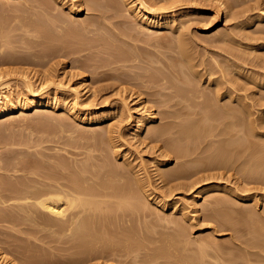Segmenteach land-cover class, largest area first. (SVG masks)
Here are the masks:
<instances>
[{
  "label": "bare ground",
  "instance_id": "bare-ground-1",
  "mask_svg": "<svg viewBox=\"0 0 264 264\" xmlns=\"http://www.w3.org/2000/svg\"><path fill=\"white\" fill-rule=\"evenodd\" d=\"M2 1H4L3 3L6 2L5 4L0 2V52L2 51L3 53L4 50L8 49H3L6 48L5 41L7 40H4V38L6 39L5 35H8L7 33L10 32V29L8 30L9 26L8 28L4 26L6 22L2 19V16L6 19L4 15L6 11L3 10L6 8H4V6H7L6 10L9 15L15 12V9L17 12H21L22 6H20V4L16 5L17 3L14 4V0ZM49 1L40 0L36 2L35 5L37 6H34L36 8L35 10L41 11L40 13L36 12L40 15L42 21L38 20L39 17L36 21L38 20L42 22V24L45 22L48 24L52 23L49 25L47 24L50 30L45 25L43 26V31L46 30L45 28L48 30L46 33L43 32V34H46L47 37L50 34L48 39L53 38L52 40L55 42L54 46H52V48H48L50 46L46 47L45 45L48 43L45 40L44 42L46 44L43 45L41 43L42 46L51 49V51L53 50L59 57L63 56L64 59L65 57L71 58V62L75 65V68L73 67V73H75L74 70L77 69V71L81 70V73L91 72L100 75V73L102 74L110 70L111 72L113 71V73H117L114 77L117 82L111 79L113 83L115 82V86L117 83L118 85L120 83L121 85H128L129 87H138L142 85L141 83H145L144 86L147 88L143 85L142 88L144 90L146 89V91L150 88L152 93L154 92L153 89H156L157 93L156 91L154 93H156L157 96L154 97L156 99H153L154 95L148 91L146 92V97L150 93V96H148L152 98H148V101H142V94L144 95L145 92L143 89V93L141 91L137 92L138 89L140 90L141 88H136V96L135 94L131 95V91H127L130 93L125 97V87L128 86L123 88L119 85L120 89L122 88V92L118 91L120 94L122 93L121 95L119 94L123 103L122 107L118 108L117 112H108L110 104L106 101L102 107L90 105V102H88L89 100L87 101L86 99V101L82 100V102H80L83 92H85L84 95L87 92L90 93L89 90H91V86L89 85L93 86L92 79V83L88 82L91 83L88 85L90 89L83 88L81 91L78 87L83 82L81 84L77 83L79 86H77V84H75L76 86H68V80L66 82L61 79L58 80L59 78L54 80L51 76L46 77V74L39 80L40 84H36L38 88H35L33 77H30V74L28 75L30 72L12 71L9 68L7 70L0 69V119L8 118L12 114L18 112L25 114L28 110H39L41 108H45L46 111L49 112L51 110H63L68 116V118H64L65 115L63 114L62 116L64 117L62 118V111L59 116L61 118L57 119L56 117L55 119V121L58 120L57 122L53 120L55 117L51 119L53 116L51 114L50 117L46 118L48 121L51 119L55 122L54 125L53 122L51 123L49 121L51 124H48V126H51L49 127L51 128L50 131L55 128L57 130L58 127L61 136L58 135L60 132L56 130H53L51 134L59 132L58 134L55 133L57 135L53 136L48 134L47 136V133H50L49 128L46 126L48 128L46 129L48 132H46L45 127L42 126V129L44 128L43 131L45 130L44 132H46V136L49 137L50 135L52 138L49 137L51 140L46 141L48 142L47 145L50 143L54 144L53 147L45 145V149L53 154L50 153L45 155L43 152L46 150L42 148L41 149L44 150L42 151L43 154L40 153L41 150L38 151L39 154H42V156L44 155L42 160H38L35 157L36 155L34 156V154H32V152L35 153L34 151L30 152L33 147L29 142H26L27 140L34 141L31 140L28 135L26 136L30 139L25 141L22 140L24 143H22L21 138L20 140L17 139L19 142L12 141L13 137L11 141L7 139V141H9L8 147L23 146L27 149L14 150L8 148L11 149L8 150L10 152L8 153V157L10 158L7 157L5 162H2L3 160L1 161L3 166L0 163V173L3 171V174L0 175V222H5L6 225H9L5 226L9 231L0 229V235H7L13 238L11 241H5L4 243L2 239L0 240V244L5 246L0 247V264H92L96 259L97 261L101 259L104 260V262H106L105 264H264V213L260 214L259 212H254L253 208L250 209L247 207L246 209H238L236 207L239 203L237 200L238 198L241 201H245L250 197L236 195V192L233 191L232 188L229 189V187L222 184H209L205 187L203 186L199 188L200 190H195V197L193 196L194 214L199 213L198 211H201V208L204 209L205 212H203L205 214L203 218L208 221V224L212 222L211 224H214L213 226L216 225L211 230L213 234L223 230H229L235 234L232 237L237 238L235 240L237 244L230 240V242L222 240V242L224 241L222 247L227 246V242V244H229L228 248H232L234 244V248L236 249L230 248V250L233 252L235 250V254L230 250L232 255L230 252H226L228 248H221L219 244L220 241L218 243L219 239L212 233V235L209 234L210 236L208 235L209 237L205 239L197 241L198 238L195 237L196 241L192 240V237L188 235L191 229L188 231L187 228L189 227H187V224L185 225L187 220L183 222V220H185L186 213H184V211L186 207L182 208V214H180L181 216L179 218L177 217L179 215L175 218L172 216L170 220L173 225L169 223L170 220H166L170 227L171 225L173 226V229L169 230V226L160 221V218L157 217L159 213L157 214L155 212L157 215L153 214L154 212H152V209L158 205L161 211H165L166 208L172 206V210L176 212L178 203L174 202L170 205L167 203L165 195L163 198L159 199L153 197L152 193H149L150 189L148 188L150 186L147 184L149 186L147 187L142 177H140V172L137 169L138 166L136 167L134 165L135 163L131 162L132 159L130 161L128 160L130 155L128 156L126 151L120 153L115 150L118 149L117 147L119 146L116 145V138H114L116 136L115 128L117 127V121H115L116 123L113 121V123H111L113 114L115 115L117 113L121 117L123 113H126L129 115L132 124H130V131H134V133L132 132V139L138 138L136 142L140 144H145L147 143L146 141L149 140L150 143L148 142L146 147L151 143L161 144L159 148H157L158 150H164L161 154L162 158L158 157L159 159L157 160L152 159L155 160V168L157 169L158 167L156 172L161 174L159 178L162 176L161 179L165 178L166 180L163 179L165 181L175 182V180L181 181L183 178H185V180L187 178L192 179L196 174L199 176L200 173L204 174L207 172V175H202L198 179L196 178L197 180L193 178L195 182H193L192 185L189 184V188H194L195 186L198 187L201 183L205 184V182H209L208 180H213L214 172L211 174V171H226L229 168L234 169V167L240 164L241 167L239 166V170L245 173L243 168L249 164L250 171L254 172H252L253 177L255 176L254 181L258 179V183H264V111L261 112V116L259 115L260 119H256L255 117L252 119V111L249 110L250 104L248 105L245 102L246 97L240 94L246 87L242 88L241 83L240 88H238V85L236 86L238 89L234 87L236 85L235 82L238 80L241 82V80H243L242 77L251 78L253 76V74L249 73V70L245 68L247 63L250 62L253 66L261 68L262 66L260 67L259 65L263 63L262 58L250 59V57L247 56L249 59H246L245 57H241L244 56L246 52L244 55L235 56L237 55L236 53L235 55H231L229 52L234 51H232V49L230 50V48H232L231 45H234L231 43V45H229L230 51H228V54L231 55H229V58L232 62L231 60L227 62L228 65L226 64L227 67L225 68H227V72L229 71L228 75L230 74L232 76L231 82L235 84H231L234 89H231L232 87L228 88L227 85L224 87V84V89L222 90L220 88L222 84L219 85V81L221 80H218L216 77V79L212 78L215 75L218 76V74H215L216 72L212 73L213 70L211 71L209 69L199 70L200 67L204 65L202 62L197 61L196 57L199 56L197 53H195V55L193 52L194 46H192L191 43L193 40H190V42L187 39L190 34H187L188 37L185 35L186 32H189L188 29L191 28L190 23L194 21V12L205 10V8H202L204 5L201 6L203 0L200 4L193 0V2L190 1L182 6H179V4L177 5L175 0H112L113 4L116 2V5H108L110 2L107 4L104 0H78L77 7H75V3L68 5L65 0H55L56 3L62 7V12L60 8L58 9L56 7V9L60 10H57V12L60 13H54L55 7L53 6L54 9H52V6L48 4L50 3L52 5L51 2L53 0ZM217 1L219 2V8L224 5L227 10L228 8L234 10L233 7H238L239 3L242 4L241 7L245 6V3H242L244 0ZM122 2L125 4V7H123L124 4H122ZM245 2L249 1L245 0ZM257 3L255 2V4ZM120 4H122V8ZM30 6L33 7V5ZM10 7L12 8L11 13H9ZM29 7L27 6V8ZM177 8H180V10L177 11ZM219 8L217 9L219 10ZM254 9L255 11L258 9L257 12L262 13L252 14L250 17L245 15L248 12L252 13ZM28 11L29 10H26V12ZM32 12L33 11L30 13L29 11L28 14L30 13L33 16ZM22 13L25 14V10L20 14ZM235 13H237L235 17L233 16L235 19L245 17L244 21L240 23L238 36L242 35L244 32H248V34L244 33L245 36L243 35V38L240 36L246 42L244 46L251 47L250 52L247 51V54L249 52L250 54L248 55L250 56L252 54L254 55V53L263 55L264 53L260 52L264 51L262 50V48H264V2L253 5L252 7L246 6L243 11L239 13L235 11ZM11 16L14 18L15 14ZM36 16L34 18H36ZM16 19H19L18 22L21 23L20 18ZM8 22L7 19V24H10V22ZM252 24H263L261 25L263 28L258 26V30L253 33L252 31H248ZM54 29L56 35L52 33L54 37H51L52 35L49 31L51 32ZM9 36L10 35H8V37ZM225 36L228 37L227 35ZM220 37H222L221 34L219 38ZM226 37L224 40L228 39H226ZM234 37L233 35L231 36V38ZM219 38L217 39L220 40ZM239 38L238 40L242 41ZM52 40L49 41V43L53 42ZM14 41L11 42L13 43ZM17 41L19 44L18 39ZM220 42L218 41L217 44ZM223 43L222 41V44ZM239 43L242 44L243 42H238V44ZM10 45L14 44L10 43ZM222 47L224 46L222 45ZM222 47L221 49L224 52ZM227 47H225V50H228ZM195 48L196 47H194V49ZM221 49H219V51ZM237 49L236 51L238 52ZM7 53L9 57L7 55L5 59H0V67L2 65L17 66V64L20 65L21 63L26 64L28 61V63H30L33 58L29 60L26 56L24 60L23 57H21L22 55L20 56L21 58L18 57L21 53L19 55L16 53L17 55L15 54V57L14 55L11 56V52L7 51ZM102 53L103 56L101 55L102 58H99L100 61L97 57ZM168 53H170V55L173 53V58L168 57ZM243 53L244 52H242V54ZM42 54L45 56V53L42 52ZM82 54H84V56H82ZM105 54L109 59L106 58L107 56ZM25 55L26 54H24V56ZM77 55L78 57L80 55L78 59H76ZM199 55L202 56V54ZM2 56L4 55L0 57ZM222 56L223 55H220V57ZM105 58L108 59V61ZM203 58L202 56V59ZM102 59L104 62L107 61V63L104 64ZM220 59L221 58H219V60ZM101 62L103 63L102 65ZM214 63L213 67L215 68ZM211 64L212 63H210V65ZM104 67H108L109 69L100 72V68L106 69ZM206 67L207 66H204V68ZM223 68L224 67L221 69L223 70ZM262 68H264V66ZM134 69L138 70L135 72ZM166 70H168L169 73L166 72ZM110 71L108 73L112 74ZM138 71L143 72V74H141V72L137 74ZM220 72L222 73L221 70ZM227 72H225L226 75ZM14 74H17L15 78L17 81H15L16 83L7 79L8 76ZM85 74L86 73H84L83 76ZM110 74H106L107 77L105 78H108L107 81L110 79L108 75L111 77L114 76ZM225 74L221 79L226 78ZM256 76L258 75L256 74ZM101 77L102 76H100V78ZM76 78L78 77L76 76ZM96 78L99 79V77ZM252 78H254V76ZM136 79H142L141 83H137ZM257 79L254 80V83H256L260 89H264V75L262 79L260 78L262 81ZM20 80L22 81L21 87L18 84ZM95 81H97V84H100L97 79H95ZM227 81V84H230V81ZM86 82L87 79L84 80V83ZM102 82L104 81L101 80V83ZM146 84L149 86H146ZM202 84H206L208 89L206 87L205 89L201 88V86H203ZM243 85L246 84L243 83ZM50 87L54 89L53 92L47 91ZM98 88L99 87L94 88L95 92L92 88L93 92L96 93V89ZM250 89H253V86ZM69 90L74 94L72 99H70ZM98 91L100 90L98 89ZM166 91H168V93ZM255 92L257 93L256 89ZM255 92H253L254 95H256ZM70 95L72 94L70 93ZM134 101H136V105L133 104V107L131 103ZM148 102L157 104L158 107L161 105L159 108L163 106L164 108L166 106H169L170 109L175 108L176 111L172 110L173 112H171L167 107L168 111L166 110L165 112L164 110L163 112H165V114L163 113V116L162 113L159 115L161 116L160 119L163 117L162 120L168 119L171 121L167 123L165 120L166 123L163 122L164 124L161 123L162 125H159L160 123L157 124L156 121L159 117L156 112L152 111L154 109L150 111V108H146V105H149ZM142 111L143 113H140ZM41 115L39 118H43V115ZM128 115L124 117H128ZM69 116L76 121V124L73 122L72 124L71 120L70 122L66 120L71 119ZM117 118L115 119L117 120ZM125 119L127 118H124V120ZM33 123H35V121ZM104 123L107 124V126L105 125V131L102 130L105 134H103L101 130V133L98 131L99 133L96 134L95 127ZM53 126L56 127L52 128ZM87 128L89 131H87ZM44 132L43 134H45ZM143 135H145V137ZM250 135L252 139H250ZM42 136L43 135H41V137ZM47 137H45V139H49ZM37 138L39 139V137ZM217 138L220 139L213 142V140ZM209 139H211L213 145L214 143L216 144L210 152V147L207 145L211 143L210 141L207 143ZM34 140L35 143L38 141L36 138ZM41 140L42 139L36 143L38 144L36 146L39 148L42 145V147H44L46 143H42L43 140L40 142ZM32 142L31 144H33ZM205 143L207 144L203 145ZM202 146H206V148L208 146V150L205 147L204 150H207L211 154L205 151V157L201 156L200 159V156H196L203 154L204 150ZM151 147L153 148V146ZM246 151L250 155L249 159H247L248 156H244L245 159L249 160L248 164H244L245 160L243 161L240 159V156L243 157ZM94 153L96 154L94 155ZM207 154L209 156H207ZM111 155L113 157H111ZM173 155L179 160H186L182 164L179 162L180 165H178L177 168L171 167L170 169L167 167L170 170L166 171L163 169L162 171V168L170 163ZM3 159L5 160V158ZM120 160L124 162L121 163L119 162ZM237 162L240 163L238 164ZM241 162H243L245 166H243ZM139 169H141V167H139ZM248 171L247 169L246 173ZM21 173L24 175H18ZM146 173L148 174L149 172L146 171ZM158 173L157 175H159ZM147 176L144 178L147 179L149 177ZM249 177L253 180L252 176ZM167 185L169 184H166V187ZM182 186L184 188V185ZM170 190V193L174 191ZM203 195L204 197L205 195H207V197L211 196L210 198L206 197L209 200L205 198L207 200L206 202L210 203V205L205 208L203 206L201 207L202 203L200 197ZM230 195L235 197V199H230L232 198ZM258 199L257 196L250 198V200L256 201H252L256 203V205ZM203 205L205 204L203 203ZM175 206L177 207L175 208ZM156 210L158 211V209ZM151 212L153 217L156 216V218L162 222L160 225L158 224V226L163 227L164 224V226H168L169 229L166 228V230L163 227L164 229L161 228V230H158L159 227L156 229V223L152 224L147 221V219L152 218L150 216ZM161 217L164 216L161 215ZM165 217H167V219L169 218L168 216ZM152 219L151 221L153 222L155 219ZM186 223H188V221ZM200 227L201 226H199V228ZM200 231H203V229H200ZM7 251H10L13 255L10 256ZM55 252H61L62 254L65 252L68 254L59 256ZM142 253L146 254H143L146 257L141 258V260L140 257L143 256L141 255Z\"/></svg>",
  "mask_w": 264,
  "mask_h": 264
},
{
  "label": "rangeland",
  "instance_id": "rangeland-1",
  "mask_svg": "<svg viewBox=\"0 0 264 264\" xmlns=\"http://www.w3.org/2000/svg\"><path fill=\"white\" fill-rule=\"evenodd\" d=\"M15 2H14V4H16V5H19L20 4V6H22V9H21V12H24V10H25V14L27 13L28 14V12L30 11V13H31V11H33L32 13H33V16L29 13L28 15L26 14H24V13H22V14H20L21 12L20 11H18L17 12V10L15 9V12H13V13H11L12 12V8H11V10H10V8H9V13H11L10 15L7 13L8 11L6 10L7 9V6L5 7L4 6V8H6V9H3V10H5L6 12H4V15H5V17H6V19L2 16V19L6 22V24H4V26H6L7 28H8V26H9V28H8V30L10 29V32L9 33H7L8 35H10L9 37H8V35H5L6 36V39L4 38V40H7V41H5L6 42V48H3V49H7V50H4V52L2 53V51L0 52L1 53V55H4V56H2V57H0V59H5L6 57L5 56H7L8 55V53H7V51L8 52H11L10 54H11V56H13L14 55V57H15V54L17 53L19 56V58H21V57H23V59L25 60V57L27 56L28 58L27 59H29V60H31L30 58H32V60H33V63H32V60L30 61V63H28V62H26V64H24V63H21L20 65L19 64H17V66L16 65H13V66H8V65H2L1 67H0V69H4V70H7L8 68L9 69H11L12 71H21V72H24V71H28V72H30V73H28V75L30 76V77H33V80L35 81L34 83H35V88H38V84H40V79H42V77H44V75H46V77H50L51 76V78H53L54 80L55 79H57V78H59L58 80H62V81H67V84H68V86H76L75 84H81L82 82L84 83V80L85 79H87V82L86 83H82L80 86L77 84V86H79L78 88L82 91L83 90V88H89V86H91L90 88H91V90H89V92L90 93H86L85 95H84V93L85 92H83L82 93V99H80V102H82V100H84V101H88V102H90V105H93V106H99V107H102V105L105 103V101L106 102H108L109 104H110V107H109V109H108V112H117V110H118V108H121L122 107V100H121V98H120V95L122 94H120L119 92L121 91V89H120V86L121 87H125V86H128V85H121L120 83H119V85H118V83L116 84V86L114 85V83L115 82H117L115 79H114V77L116 76V74L117 73H113V71L111 72L110 70H108L109 68L107 67H104V68H106V69H102V68H100L99 70H100V72H103V70H108V71H106V72H103V73H106V74H110V73H108L109 71L112 73V74H110V75H114L113 77H111V76H109L108 75V77L110 78L109 79V81H107V79L105 78V77H107L106 76V74H101L100 73V75H98V74H93V73H91V72H84V73H86L84 76H83V74L84 73H81L80 71L81 70H78L77 71V69L76 70H74V72L75 73H73V69L75 68L74 66V64H73V62H71L72 61V59L71 58H67V57H65V59H64V57L63 56H60L59 57V55H57L53 50L51 51V49H47L46 47H48V46H50V47H48V48H52V46H54V41L52 40L53 38H49L48 39V37L50 36V34L49 33H51V37H54V35L53 34H55L54 32H55V29L53 30V31H49V35H48V37L46 36V34H43V32L44 33H46V31H48L47 30V28L50 30V27H48V25L49 24H52V23H46L45 21H43V22H45L44 24H42V22H40V21H38V20H41L40 19V15L38 14V13H40L39 12V10H35L36 8L34 7V6H37V5H35L36 4V2H39L40 0H14ZM43 1H45V0H43ZM49 1V0H48ZM50 1H52V0H50ZM49 1V2H50ZM111 1L112 0H107V2H106V0H104V2L105 3H107L108 4V2H110V4H108V5H116V2H114V4H113V1H112V3H111ZM121 1V0H120ZM169 1V0H168ZM193 2V0H175V2L177 3V5L179 4V6H182V5H184L185 3H189V2ZM202 0H200V1H196V0H194V2H198L199 4H200V2H201ZM220 1V0H219ZM247 1V0H246ZM249 2H245V0L244 1H242V3L244 2L245 3V6H243V7H241V5L242 4H240L239 3V5H238V7H233V9L234 10H232V9H230V8H228V10H227V8H225L224 7V5L221 7V8H219V2L216 0V1H213V0H203L202 2L204 3H202L201 4V6L202 5H204V6H202V8H205V10L203 9L202 11H200V12H194V16H193V19H194V21H192L191 23H190V25H191V28L190 29H188V31L189 32H186L185 33V35H186V37H188V35L190 34V39H189V37L187 38L189 41L190 40H193V42H194V44H193V42H191L192 43V46H194V47H196L195 49H196V51H195V49H194V47H193V52H194V54L195 53H197V55L199 56V57H196L195 55V57L197 58V61L198 62H202V64L204 65V66H207L206 68H204V66H202V67H200V69L199 70H202V69H204V70H206V69H209V70H213V72L212 73H215V74H218V76L217 75H213L214 77H212V78H214V79H218V80H221V81H219V85H221L220 86V88L223 90L224 88H223V85H224V87L227 85V87L228 88H231L232 86H231V84L232 83H234V82H231L232 80V76L229 74L228 75V73H229V71L227 72V68H225V67H227V65H228V63L227 62H230V58H229V55L231 54H234L235 55V53L237 54V55H235V56H239V55H244L245 54V52H246V56L244 55V56H241V57H245L246 59L248 58V57H250V59H255V58H262V62L264 63V54L262 55V54H259V53H257V54H255L254 53V55H256V56H258V57H256V56H254L253 54L250 56V55H248V54H250L249 52H250V49H251V47H247V46H244L245 44L244 43H246L242 38H243V35L245 36V34H248V32L246 33V32H244L243 33V31H242V33H240V34H242V35H240V36H238L239 35V30H240V23L242 22V21H244V19H245V17H243V18H234L235 16H236V14L237 13H235V11L236 12H240V11H243V9H244V7H246V6H253V5H257V4H259V3H262V2H264V0H248ZM0 2L2 3V4H5V3H3L4 1H2V0H0ZM65 2H67L68 3V5H70V4H74L75 3V7H77V3H78V0H65ZM182 2H184V3H182ZM207 2H209V3H207ZM255 2L257 3V4H255ZM1 3H0V6H1ZM48 3V2H47ZM52 5L50 4V3H48L50 6H52L51 8L52 9H54V7H55V11H54V13H60V12H57V10L60 8V10L62 9V7L60 6V5H58L57 3H56V1L55 0H53L52 2ZM104 3V4H105ZM117 3H121V2H117ZM218 3V4H217ZM53 4H55V5H53ZM122 4H124L123 2H122ZM122 4H120V6L122 5ZM216 4V5H215ZM30 5H33V7H31ZM117 5H119V4H117ZM27 6L29 7V8H27ZM54 6V7H53ZM207 6V7H206ZM226 6V5H225ZM23 7H24V9H23ZM56 7L58 8V9H56ZM74 7V8H75ZM123 7H125V4L123 5ZM64 8H66V7H64ZM121 8H122V6H121ZM217 8H219V10L217 9ZM236 8V9H235ZM225 9V10H224ZM229 9H230V11H229ZM26 10H29L28 12H26ZM60 10H58V11H60ZM180 10V8H177V11H179ZM233 12H232V11ZM38 13H37V12ZM258 11V9H256V11H255V9L252 11V13H250V12H248V13H246L245 15H247V16H252V14L253 15H255L256 13L257 14H260V13H262V12H257ZM20 12V13H19ZM61 12H62V10H61ZM219 12V13H218ZM19 15H18V14ZM192 13H193V11H192ZM235 13V14H234ZM15 14V17L14 18H12V16L11 15H14ZM18 16H17V15ZM87 14V13H86ZM8 15V16H7ZM23 17H21V16ZM36 15H39V16H36V18H34ZM200 15V16H199ZM17 16V17H16ZM234 16V17H233ZM39 17V18H38ZM10 18H12V19H10ZM16 18H20V21H21V23H19L18 22V20L19 19H16ZM25 18V19H24ZM38 18V20L36 21V19ZM7 19H8V21L10 22V24H12V22H13V24L12 25H10V24H7ZM10 19V20H9ZM16 19V20H15ZM23 19V20H22ZM11 20H13V21H11ZM17 23H16V22ZM23 21V22H22ZM42 21V20H41ZM8 22V23H9ZM40 22V23H39ZM18 25V27H17V25ZM48 24V25H47ZM239 24V25H238ZM264 24V23H263ZM263 24H258V25H254V24H252L251 26H250V28L248 29V31H252L253 33H254V31H257L258 30V26L259 27H261V28H263L261 25H263ZM46 26L47 28H45L46 30L45 31H43L44 30V27L43 26ZM11 26V27H10ZM22 26V27H21ZM256 26V27H255ZM190 27V26H189ZM23 28H24V30H23ZM239 28V29H238ZM12 29H14V30H12ZM18 29H20V30H18ZM256 29V30H255ZM260 29V28H259ZM22 30V31H21ZM37 30V31H36ZM39 30V31H38ZM235 30H236V32H235ZM14 31V32H13ZM34 31V32H33ZM34 34H33V33ZM41 32V33H40ZM235 32V33H234ZM238 32V33H237ZM40 33V34H39ZM53 33V34H52ZM225 33V34H224ZM188 34V35H187ZM220 34L222 35V37H220L219 38V36H220ZM223 34H224V36L225 35H227L228 37H226V39L227 40H224L225 39V37L223 36ZM229 34H232L233 35V37L234 38H231V36L232 35H229ZM42 35V36H41ZM56 35V34H55ZM238 36V37H237ZM44 38V39H42V38ZM223 37H224V39H223ZM240 37V38H239ZM263 37V36H262ZM13 39V40H11V39ZM217 38H219L220 40H218ZM230 38V39H229ZM236 38V39H235ZM238 38L240 39V40H242V41H239L238 40ZM17 39L19 40V44L17 43L18 41H17ZM41 39H42V41H41ZM48 39V40H47ZM53 41V42H50L49 43V41H51V40ZM195 39V40H194ZM223 39V40H222ZM235 39V40H234ZM16 42H15V41ZM44 40L49 44H47V45H45L46 43L44 42ZM216 40V41H215ZM224 42L223 44H222V41ZM238 40V41H237ZM11 41H14L13 43L11 42ZM218 41L221 43H219V44H217L218 43ZM226 41H227V44H226ZM235 41H237V42H235ZM5 42H3V43H5ZM44 42V43H43ZM199 42V43H198ZM214 42H216V43H214ZM230 42V43H229ZM238 42H243L242 44H238ZM7 43H9V44H7ZM10 43L11 44H14V45H10ZM41 43L43 44V45H45L46 47H44V46H42L41 45ZM231 43L232 44H234L233 46H234V48H233V46L231 45ZM40 44V45H39ZM2 45V44H1ZM5 45V44H4ZM7 45H9V46H7ZM37 45V46H36ZM195 45H197V46H195ZM222 45L224 46V47H222ZM228 47H227V46ZM229 45H231V47L232 48H230L229 47ZM239 45V46H238ZM18 46V47H17ZM27 46V47H26ZM11 47V48H10ZM21 47H23V48H21ZM29 47V48H28ZM41 47V48H40ZM221 47L224 49V52H223V50L221 49ZM225 47H227V49L228 50H225L226 48ZM236 47V48H235ZM239 47H241V48H239ZM28 48V49H27ZM229 48H230V50L232 49V51L233 52H229L230 54H228V51H230L229 50ZM238 48V49H237ZM35 49V50H34ZM219 49H221L220 51H219ZM236 49L238 50V52L236 51ZM248 49V50H247ZM1 50V49H0ZM19 50V51H18ZM39 50V51H38ZM49 50V51H48ZM241 50H242V52H244L243 54H242V52H241ZM262 50H264V48H262ZM17 51V52H16ZM21 51H23V52H21ZM29 51V52H28ZM221 51H222V53H221ZM227 51V52H226ZM240 51V52H239ZM247 51H249L248 52V54H247ZM6 52V53H5ZM14 52H16V53H14ZM25 52V53H24ZM42 52L43 53H45V56L42 54ZM226 52V53H225ZM30 53V54H29ZM33 53V54H32ZM225 53V54H224ZM260 53H264V51L262 52H260ZM16 54V55H17ZM24 54H26L25 56H24ZM38 54V55H37ZM199 54H202V56L204 57L203 59H202V56H200ZM0 55V56H1ZM22 55V56H21ZM101 55L103 56V53L102 54H100V56L99 57H97L98 59L101 57ZM106 55V54H105ZM104 55V56H105ZM175 55V54H174ZM220 55H223L222 57H220ZM226 55V56H225ZM230 55V56H231ZM21 56V57H20ZM43 56H44V58H43ZM82 56H84V54H82ZM107 56V55H106ZM105 56V57H106ZM225 56V57H224ZM228 56V57H227ZM248 56V57H247ZM254 56V57H253ZM260 56V57H259ZM4 57V58H3ZM8 57H9V55H8ZM61 57H62V59H61ZM79 57H80V55H79ZM78 57V55L76 56V59H78L79 58ZM168 57H170V58H173V53H172V55H170V53H168ZM217 57H219V58H221L220 60H219V58H217ZM252 57V58H251ZM16 58H17V56H16ZM39 58V59H38ZM55 58V59H54ZM58 58V59H57ZM96 58V59H97ZM102 58V57H101ZM106 58H108V56L106 57ZM105 58V59H106ZM35 59V60H34ZM48 59V60H47ZM61 59V60H60ZM71 59V60H70ZM97 59V60H98ZM104 59V60H105ZM109 59V58H108ZM108 59H106L107 61H108ZM223 59H224V62H225V65H224V62H223ZM249 59V58H248ZM36 60H39V61H36ZM100 60V59H99ZM228 60V61H227ZM44 61V62H43ZM101 61V60H100ZM107 61H103V59H102V62L105 64V63H107ZM170 61V60H169ZM168 61V62H169ZM217 61V62H216ZM260 61H261V59H260ZM39 62V63H38ZM62 62V63H61ZM101 62V65L103 64ZM215 62V63H214ZM231 62H232V60H231ZM43 63H45V64H43ZM172 63V62H171ZM207 63H208V65H207ZM210 63H212L211 65H210ZM213 63L215 64L214 66H215V68L213 67ZM223 63V64H222ZM262 63V65L260 64L259 66L261 67H263L264 66V64ZM200 64V63H199ZM202 64H200V65H202ZM227 64V65H226ZM218 65V66H217ZM224 65V66H223ZM252 64L250 63V62H248L247 63V65L245 66V68L247 69V70H249L248 72L249 73H252L253 74V76H254V78H250V77H242L243 78V80H241V82H240V80H238L237 82H235L236 83V85L234 86L235 88H237L236 86L238 85V88H240L241 87V85H240V83L242 84V88L244 87H246L243 91H241V93L240 94H242V96H244V97H246L245 98V102L249 105L250 104V106H249V110H251L250 112L252 113V115L253 116H251L252 117V119H253V117H255L256 119H260V116H261V112L262 111H264V100H262V99H264V89H260L259 88V86L256 84V83H254V80L255 79H257V77H258V79L257 80H259L260 78L262 79V76L264 75V68H258L257 66L255 67V66H251ZM4 66V67H3ZM72 66V67H71ZM74 67V68H73ZM222 67H224L223 68V70L221 69ZM52 68V69H51ZM66 68V69H65ZM220 68V69H219ZM249 68V69H248ZM51 69V70H50ZM71 69V70H70ZM214 69H215V71H214ZM261 69H263V70H261ZM50 70V71H49ZM138 70V69H137ZM136 69H134V71L136 72L137 71ZM140 70V69H139ZM220 70L222 71V73L220 72ZM225 70V71H224ZM228 70H229V68H228ZM36 71V72H35ZM134 71H131V72H134ZM142 71V70H141ZM141 71H138L137 72V74H139ZM169 71H170V69H169ZM218 71V72H217ZM224 71V72H223ZM255 71V72H254ZM35 72V73H34ZM80 73V75H79V73ZM166 72H168V70H166ZM225 72H227V75L225 74ZM69 73V74H68ZM73 75H72V74ZM77 73V74H76ZM121 73V72H120ZM130 73V72H129ZM169 73V72H168ZM168 73H166L167 75H170V74H168ZM20 74V73H19ZM36 74V75H35ZM91 74V75H90ZM133 74V73H132ZM135 74V73H134ZM141 74H143V72H141ZM223 74V75H222ZM224 74L226 75V78L225 79H221V78H223V76H224ZM256 74L258 75V76H256ZM16 75L17 74H14V75H12V76H8L7 77V79L10 81V80H12V81H16ZM21 75V74H20ZM54 75V76H53ZM57 75H59V76H57ZM63 75V76H62ZM70 75H72V76H70ZM88 75V76H87ZM104 75V76H103ZM64 76H66V77H64ZM75 76V77H74ZM76 76L78 77V78H76ZM83 76V77H82ZM100 76H102L101 78H100ZM229 76V77H228ZM64 77V78H63ZM74 77V78H73ZM95 77V78H94ZM96 77H99V79L98 78H96ZM216 77V78H215ZM219 77V78H218ZM231 77V78H230ZM104 78V79H103ZM230 78V79H229ZM64 79V80H63ZM93 81H92V80ZM95 79H97L98 81H99V83L100 84H97V81H95ZM114 79L115 80V82L113 83L112 82V80ZM260 79V80H261ZM7 80V81H8ZM101 80L102 81H104V82H102L101 83ZM106 80V81H105ZM142 80V79H141ZM141 80L140 79H136V82L137 83H141ZM222 80H224V81H222ZM227 80H229L230 82V84H227ZM11 81V82H12ZM81 81V82H80ZM93 82V86L92 85H89V84H91L92 82ZM227 81V82H226ZM244 81V82H243ZM246 81V82H245ZM262 81V80H261ZM13 82V83H14ZM17 82V81H16ZM15 82V83H16ZM69 82V83H68ZM74 82V83H73ZM88 82H91V83H88ZM21 83V84H20ZM88 83V84H87ZM94 83H96L97 84V86H96V84H94ZM234 83V84H235ZM239 83V84H238ZM243 83H245L246 85H243ZM18 84H19V86L21 87L22 86V81L20 80V82H18ZM37 84V85H36ZM111 84H113V85H111ZM143 86L145 85V83H141ZM253 86V89H250V88H252V86ZM84 85H86V86H84ZM89 85V86H88ZM142 85H139L138 87H136V86H131V87H125V92H124V95H125V97L130 93H128L127 91H131V95L132 94H135L136 93V91H137V89L138 88H141L140 90L138 89V91L137 92H142L144 89L142 88L143 86ZM203 85V84H202ZM88 86V87H87ZM111 86H114V87H110ZM146 86H149V85H147L146 84ZM97 88V87H99L98 89L101 91H98V89H96V93H94L95 92V89L94 88ZM100 87H101V89H100ZM108 87V88H107ZM115 87H116V90H115ZM135 87V88H134ZM145 87V86H144ZM205 87L208 89V86L205 84V85H203V86H201V88H203V89H205ZM234 87H232L231 89H234ZM89 88V89H90ZM94 89V92H93V89ZM137 88V89H136ZM145 88H147V87H145ZM237 88V89H238ZM106 89V90H105ZM118 89H120V90H118ZM131 89V90H130ZM143 89V90H142ZM212 89V88H211ZM255 89H256V91H257V93L255 92ZM257 89H259V90H257ZM22 90V89H21ZM20 90V91H21ZM88 90V89H87ZM87 90H85V91H87ZM104 90V91H103ZM108 90V91H107ZM116 92H115V91ZM151 89L149 88V89H147V91H146V89L144 90V95L142 94V98H141V100L143 101V100H147L148 101V98H149V96H150V93L152 94V95H154L153 96V99H156V98H154L155 96H157V91H156V89H153V91L155 92L156 91V93H152V90L150 91ZM47 91L49 92V91H54V89L52 88V87H50V88H48L47 89ZM92 91V92H91ZM119 91V92H118ZM150 92L148 95H147V97H146V92ZM258 91H260L261 92V95H260V92H258ZM98 92V93H97ZM104 92V93H103ZM115 92V93H114ZM122 92V91H121ZM133 92V93H132ZM164 92V91H163ZM167 93H168V91H166ZM165 92V93H166ZM253 92H255L256 93V95H254V93ZM68 93H69V96H70V99H72L73 98V92L72 91H68ZM70 93L72 94V95H70ZM92 93V94H91ZM111 93V94H110ZM113 93V94H112ZM143 93V92H142ZM88 94V95H87ZM120 94V95H119ZM156 94V95H155ZM259 94V95H258ZM97 95V96H96ZM99 95V96H98ZM113 95V96H112ZM151 95V96H152ZM257 95H258V97H257ZM90 96V97H89ZM93 96V97H92ZM117 96V97H116ZM135 96H136V94H135ZM261 96V97H260ZM109 97V98H108ZM255 97H257V98H255ZM93 98V99H92ZM134 98V97H133ZM150 98H152V97H150ZM149 98V99H150ZM158 98V97H157ZM86 99V100H85ZM159 99V98H158ZM163 99V98H162ZM255 99V100H254ZM93 100H94V102H93ZM260 100V101H259ZM83 101V102H84ZM120 101V102H119ZM260 103H259V102ZM101 102V103H100ZM112 104H111V103ZM135 102L136 101H134V102H132L131 103V106L134 104V105H136L135 104ZM263 104H262V103ZM121 103V104H120ZM149 103V102H148ZM118 105V106H117ZM120 105V106H119ZM134 105H133V107H134ZM153 106V107H151V106ZM157 104H153V103H149V105H146V108L147 109H149L150 111H151V109H154V110H152V111H154V112H156V114L158 115V119H157V121H156V123L157 124H159V125H162V124H164L163 122H165L166 123V121H167V123H168V121L170 122L171 120H168V119H165V115H164V119L166 120H162L163 119V117H162V119H160L161 118V116H159V115H161V113H162V116H163V113L165 114V112H166V110L168 111V108H169V106H166L165 108H164V106L162 107V108H159V107H161V105L158 107V105L156 106ZM259 105V106H258ZM261 105H262V107H261ZM92 106V107H93ZM258 106V107H257ZM168 107V108H167ZM254 107V108H253ZM256 107V108H255ZM260 107V108H259ZM167 108V109H166ZM253 108V109H252ZM255 109V110H254ZM259 109V110H258ZM45 110V111H44ZM165 110V112H163ZM172 110H174V111H176L175 110V108L174 109H170L169 108V111H171V112H173ZM256 110H258V111H256ZM63 110H59V111H46V109L45 108H41V109H39V110H35V109H33V110H28L25 114L24 113H20V112H18V113H15V114H12L11 116H9L8 118H5V119H0V163H1V161L2 162H5L6 161V159H7V157L9 156L8 155V153H10L8 150H11V149H14V150H16V149H21V150H24V149H27L26 147L24 148L23 146H16V147H12L11 148V146L10 147H8L9 145H8V142L9 141H11V138L13 137V140L12 141H15V142H19V141H17V139L18 140H20V138H21V141L22 140H27V139H30L31 138V140H33L34 142H32V141H28L27 140V142L26 143H28L29 142V144L30 145H32V149H31V151L30 152H32V151H34L35 153H33L32 152V154H34V156L38 159V160H42L43 159V156H42V154L43 153H45V155H48V154H53L52 152H50L49 153V151H47L45 148H46V146L45 145H47V143L48 142H46L47 140H51L52 138L50 137V135H57L60 131H59V128L57 127V130H56V126H57V124H56V126H53L52 128H55V129H53V130H56V131H59V132H55V133H57V134H51V133H53V130H51L50 131V129L51 128H49V127H51V126H48V124H50L49 123V121L52 123L53 122V120L55 121V119H56V117H57V119L58 118H61V117H59L60 116V114H61V112H62ZM143 111H145V110H143ZM143 111L142 112H140V113H143ZM42 113V115H41V113ZM65 111H63L62 112V114H61V116L64 114L65 115V117L64 116H62V118L64 117V118H68V116L66 115V113H64ZM159 112H160V114H159ZM258 112V113H257ZM47 113H48V116H47ZM254 113V114H253ZM260 113V114H259ZM21 114V115H20ZM53 115L52 117H51V119L52 118H54L53 120H51L50 118V120L48 121L46 118H48V117H50L51 115ZM124 114V115H123ZM122 114V116L120 117V115L119 114H113V118L111 119V123H116L115 121H117V127L115 128V131H116V136L114 137V138H116L115 139V141H116V145L118 146L117 148L118 149H115L117 152H124V151H126V153H127V155L130 157L128 160L130 161L131 159V162L133 163H135L134 165L137 167V169L139 170V172H140V177H142V179L144 180V182H145V184L147 185V187H149L148 189H150V191H149V193H152L153 195V197H156V198H163L164 197V195H165V199H166V201H167V203H169L170 205H172V203H174V202H177L178 203V207L177 206H175V208H176V212H174L173 210H172V206L171 207H169V208H166V210L165 211H161V209L158 207V205L156 206L155 204H153L154 206H156L155 208H153V209H158V211L156 210H153L152 209V212H154L153 214H158L159 213V216L157 215V217H159L160 218V221H162L163 223H166L168 226H169V224H168V222H166V220L168 221V220H170L171 218H172V216H173V218H175L177 215H179V216H177L178 218L181 216L180 214H182V208L184 207H186L185 208V211H184V213H186V215H187V217H186V215H185V220H183V222L184 221H188V223H186L185 222V225L187 224L188 226L187 227H189V228H187L188 229V231H189V229H191V231H189L190 233H188V235H190L191 237V239L192 240H195L196 238H198L197 239V241L198 240H200V239H205V238H207V237H209L210 235H212L213 233L211 232V230L216 226H213L214 224H211L212 222H210L209 224H208V221H206L203 217H204V209H202L201 208V211L199 210L198 212L199 213H195L194 214V212H195V208L193 207V198L195 197V190H200L199 188H201V187H205L206 185H209V184H222V185H224V186H227V187H229V189H231L232 188V190L233 191H235L236 192V195L238 194L239 196H243V195H245V196H248V197H250V198H253V197H258L259 199L257 200L258 202H257V205H256V203H254V202H256V201H254V200H250V198L248 199V200H245V201H241V200H239V198L237 199L238 200V206H236L238 209L240 208H253V211L254 212H259L260 214H263L264 213V183H258L257 182V180H255L254 181V179H255V176L253 177V174H252V172L250 171V166H248L249 164V160H247V159H249L250 158V155L248 154V152L246 151V154H248V155H246V154H243V157L242 156H240L241 158L240 159H242L243 161L245 160V162H244V164H248L245 168H246V170L248 169L249 171L246 173V170H245V168H243V170L245 171V173L244 172H242V171H240L239 169V166H240V162H237L239 165H237L236 167H234V169H236L237 167V169L236 170H234L233 168L231 169V168H229L228 170H220V171H218V170H215V171H211V174H212V172H214L213 174H214V179L213 180H208L209 182H205V184L204 183H201V184H199V186L198 187H194V188H189L190 187V185H192V183L193 182H195V181H193L194 179L195 180H197L199 177H201L202 175H207L206 173H204V174H202V173H200L199 174V176L196 174V176L194 175L193 177H192V179H189V178H187L186 180H185V178H183V180L181 179V181L179 180H175V182H172V181H165L166 179L165 178H163V179H165V180H163V179H161L162 178V176L159 178V176L161 175V174H159L158 172H156L157 170H158V167H157V165H156V167H157V169L155 168V164L156 163H154V161L155 160H157V159H159V158H162L161 157V154L163 153V149H161V150H158V148H159V146L161 145V144H158V146H157V144L156 143H151L150 145L151 146H153V148L150 146V148H149V146L148 147H146V145L148 144V142L150 143V141L149 140H147L146 142L147 143H145V144H140L139 142H136V141H138V138L137 139H132L133 137V133H134V131H130V129H131V121H130V117H129V115L128 114H126V113H123ZM25 117H24V116ZM42 116L43 118H39V116ZM126 115H128V117H124V116H126ZM260 115V116H259ZM27 116V117H26ZM257 116V117H256ZM70 117V116H69ZM118 117V118H117ZM71 118V117H70ZM115 118H117V120L115 119ZM124 118H127V119H125L124 120ZM24 119V120H23ZM37 119V120H36ZM122 121H121V120ZM27 120V121H26ZM38 120H40V121H38ZM59 120H62V119H59ZM66 120H68L69 122H70V120H71V123L73 122L74 124H76V121L73 119V118H71V119H66ZM120 120V121H119ZM35 121V123H33ZM42 121V122H41ZM58 121V120H57ZM57 121H55V122H57ZM67 121V122H68ZM113 121V122H112ZM30 122H31V124H30ZM40 124H39V123ZM44 122V123H43ZM55 122H53V124L55 123ZM68 122V123H69ZM120 122V123H119ZM28 123V124H27ZM72 123V124H73ZM162 123V124H161ZM34 124V125H33ZM71 124V125H72ZM119 124V125H118ZM131 124V125H130ZM156 124V125H157ZM30 125V126H29ZM33 125V126H32ZM51 125V124H50ZM55 125V124H54ZM107 126V124H102V125H100V126H97V127H95V129H96V134L97 133H99L100 132V130H101V132L103 133V134H105L103 131H105V127ZM158 125V126H159ZM42 126L43 127H45V130L46 129H48L49 128V131H50V133H47V136H48V134H50L49 135V137L51 138H49V137H47L46 136V132H48L47 130H46V132H44L43 131V129H42ZM46 126H48V128L46 127ZM31 127V128H30ZM38 127V128H37ZM101 127V128H100ZM6 130H5V129ZM35 130H34V129ZM85 128V127H84ZM83 128V129H84ZM4 129V130H3ZM33 129V130H32ZM99 129V130H98ZM92 130V129H91ZM103 130V131H102ZM118 130V131H117ZM36 131V132H35ZM41 131V132H40ZM45 133V134H43V132ZM87 131H89L88 130V128H87ZM93 131H94V128H93ZM99 131V132H98ZM130 131V132H129ZM263 131H264V129H263ZM91 132V131H90ZM100 132V133H101ZM118 132V133H117ZM30 134H32V135H30ZM61 134V132L58 134V135H60ZM129 134H131V135H129ZM26 135H28L29 137H27ZM41 135H43L42 137H41ZM65 135V134H64ZM124 135V136H123ZM127 135V136H126ZM39 137V139L37 138V137ZM61 136V135H60ZM120 138H119V137ZM121 136H123V137H121ZM144 137H145V135H143ZM27 137V138H26ZM41 137V138H40ZM45 137H47V138H49V139H45ZM118 137V138H117ZM126 137V138H125ZM132 137V138H131ZM144 137H142V138H144ZM26 138V139H25ZM36 138V140H40V139H42L43 140V142H42V140L40 141V142H42V143H44V142H46L45 144H44V147H37L36 145H38V144H36L38 141H36V143H35V140L34 139ZM263 138H264V136H263ZM7 139L9 140V141H7ZM124 139V140H123ZM127 139V140H126ZM131 139V140H130ZM218 139H220V138H217V139H215V140H213V142H215L216 140H218ZM250 139H252L251 138V135H250ZM126 140V141H125ZM264 140V139H263ZM20 141V142H21ZM129 143H128V142ZM135 141V142H134ZM211 142V139H209L208 141H207V143L208 142ZM3 142V143H2ZM5 142V143H4ZM31 142L33 143V144H31ZM40 142H39V144H40ZM63 142H64V139H63ZM121 142V143H120ZM213 142H211L210 144H212V145H210L209 143L207 144V143H205V144H203V145H209V147H210V150H209V152L211 151V149L213 148V146L214 145H216L215 143H214V145H213ZM22 143H24L23 141H22ZM35 143V144H34ZM41 143V144H42ZM117 143H119V144H117ZM138 143V144H137ZM122 144V145H121ZM131 144V145H130ZM154 144V145H153ZM156 144V145H155ZM8 145V146H7ZM140 145V146H139ZM36 146V147H35ZM47 146H50V147H53L54 146V144H49V145H47ZM155 146H156V148H155ZM212 146V147H211ZM49 147V148H50ZM122 149H121V148ZM135 147V148H134ZM158 147V148H157ZM203 147V146H202ZM205 148H206V146H204ZM204 147H203V150H204ZM208 146H207V150H208V148H209ZM8 148H11V149H8ZM45 149L46 151H47V153H46V151H44V150H42V149ZM127 149V150H126ZM151 149V150H150ZM28 150H30V149H28ZM41 150V152L40 153H42V151H44L42 154H39L38 153V151H40ZM49 150V149H48ZM147 150V151H146ZM207 150H204L203 151V154L202 155H197L196 157H198V156H200V159H201V156H203V157H205L204 156V152L205 151H207ZM50 151H52V150H50ZM112 151V150H111ZM157 151H158V153H157ZM29 152V151H28ZM55 152V151H54ZM208 152V151H207ZM208 152V154H211V153H209ZM129 153V154H128ZM31 154V155H32ZM96 153H94V155H95ZM207 154V156H209ZM155 155H156V157H155ZM205 155H206V152H205ZM246 156H248L247 157V159H245V157ZM111 157H113L112 155H111ZM132 157V158H131ZM159 157V158H158ZM3 158H5V160L3 159ZM8 158H10V157H8ZM155 159V160H153V159ZM175 156L173 155L172 156V160L170 161V163H168L165 167H163L162 168V171H163V169H165L166 171L167 170H170L171 169V167H174V168H177L178 167V165H180V163L179 162H181V164L182 163H184L185 162V160L184 159H182V160H179L178 158H175ZM244 158V159H243ZM136 159H137V161H136ZM152 160H153V162H152ZM241 161V160H240ZM246 161H248V162H246ZM119 162H121V163H123L124 161H122V160H120ZM118 162V163H119ZM117 163V162H116ZM153 163H154V165H153ZM141 166H140V165ZM241 164L243 165V162H241ZM1 165L3 166V163H1ZM1 165H0V168H1ZM4 165H5V163H4ZM146 166V167H145ZM176 166V167H175ZM243 166H245V165H243ZM139 167H141V169H139ZM145 169H144V168ZM167 167H169V168H167ZM241 167V166H240ZM173 168V169H174ZM144 169V170H143ZM148 169V170H147ZM242 170V169H241ZM146 171L147 172H149L148 174L146 173ZM218 171V172H217ZM240 171V172H239ZM3 171H1V173H0V175L1 174H3L2 173ZM145 172V173H144ZM165 172V171H164ZM216 172V173H215ZM157 173L159 174V175H157ZM218 173H219V175H218ZM254 173V172H253ZM143 174V175H142ZM150 174V175H149ZM209 174V173H208ZM217 174V175H216ZM223 174V175H222ZM242 174H243V176H242ZM246 174V175H245ZM249 176H252L253 177V180H251V177H249ZM18 175H21V176H23L24 174L23 173H21V174H18ZM149 177H148V176ZM245 175V176H244ZM20 176V177H21ZM145 176H147L148 178H149V180H148V178L147 179H145L146 177ZM145 177V178H144ZM249 177V178H248ZM194 178V179H193ZM197 178V179H196ZM217 178V179H216ZM161 179V180H160ZM247 179V180H246ZM19 180V179H18ZM17 180V181H18ZM160 180V181H159ZM163 180V181H162ZM225 180V181H224ZM249 180V181H248ZM15 181V180H14ZM165 181V182H164ZM167 182V183H166ZM179 182V183H178ZM260 182V181H259ZM150 183V184H149ZM184 183V184H183ZM166 184H169V185H167V187H166ZM177 184V185H176ZM180 184V185H179ZM190 184V185H189ZM152 185V186H151ZM154 185V186H153ZM179 185V186H178ZM182 185H184V188H183V186ZM163 186V187H162ZM174 186V187H173ZM177 189H176V188ZM154 188V189H153ZM187 188H189V189H187ZM156 189V190H155ZM171 189V190H170ZM193 189V190H192ZM243 189H244V191H243ZM262 189V190H261ZM169 190L170 191H173V192H169ZM169 196H167V195ZM263 195V196H262ZM194 196V197H193ZM231 196V195H230ZM262 196V197H261ZM171 197V198H170ZM207 195H205V197H204V195L203 196H201L200 197V200H201V207L203 206L204 208L205 207H207V206H209L210 205V203H208V202H206L207 200H209V199H207V198H210L211 196H208L207 198ZM232 198H230V199H235V197H233V196H231ZM261 197V198H260ZM144 198V197H143ZM207 200H206V199ZM255 199V198H254ZM261 199V200H260ZM173 200V201H172ZM203 201V202H202ZM235 201V200H234ZM252 201H254V202H252ZM184 202V203H183ZM237 202V201H236ZM250 202H251V206H250ZM203 203L205 204V205H203ZM254 203V204H253ZM240 204V205H239ZM248 204V205H247ZM152 205V206H153ZM255 205H256V207H255ZM153 206V207H154ZM181 206V207H180ZM189 206V207H188ZM242 206H245V207H242ZM188 207V208H187ZM174 208V209H175ZM169 209V210H168ZM248 210V209H247ZM256 210V211H255ZM161 211V212H160ZM204 211V212H203ZM152 212H151V217L153 218V219H155V220H153L152 218H149V219H147V221H149L150 223H152V224H155V226H156V229L159 227V229L158 230H161V228L162 229H166V228H168V226H164V224H163V227L162 226H158V224L160 225V223H162V222H160L159 220H158V218H156V216H154L153 217V215H152ZM156 212V213H155ZM174 212V213H173ZM180 212V213H179ZM202 212V213H201ZM262 212V213H261ZM191 213V214H190ZM169 214V215H168ZM256 214H258V213H256ZM161 215H163L164 217H161ZM200 215V216H199ZM165 216H168L169 218L167 219V217H165ZM196 216V217H195ZM191 219H190V218ZM188 218V219H187ZM194 218V219H193ZM151 219L153 220V222L151 221ZM195 220V221H194ZM203 220H205V221H203ZM159 221V222H158ZM3 223V224H2ZM0 222V229H3V230H7V231H9L8 229H7V227H5V226H9L8 224L6 225L5 224V222ZM169 223H171V220L169 221ZM192 223V224H191ZM172 224V223H171ZM170 224V225H171ZM199 224V225H198ZM208 224V225H207ZM173 225V224H172ZM171 225V227L169 226V230H171V229H173V226ZM203 225V226H202ZM190 226H191V228H190ZM196 228H195V227ZM198 226V227H197ZM199 226H201L200 228H199ZM4 227V228H3ZM195 228V229H194ZM200 229H203V231H200ZM167 230V229H166ZM223 231H225V230H223ZM223 231H220V232H217V233H215V234H213L214 236H217V238L219 239L218 240V243H219V241H220V247L221 248H228V246H229V244H227L226 243V245L227 246H224V247H222V244H223V242H222V240H225V241H231V242H234L235 244H237L236 243V237H232V236H234L235 234L234 233H232V232H230L229 230H226L225 232H223ZM205 233V234H204ZM212 233V234H211ZM220 233V234H219ZM210 234V235H209ZM205 235V236H204ZM207 235V236H206ZM209 235V236H208ZM21 236V235H20ZM218 236H220V237H218ZM196 237V238H195ZM204 237V238H203ZM231 237H232V239H231ZM4 238V239H3ZM233 238H234V241H233ZM2 239V242L4 243L5 241H11L13 238L12 237H10V236H7V235H4V236H2V235H0V240ZM8 239V240H7ZM196 241V240H195ZM229 241V242H230ZM200 242V241H199ZM0 243H1V241H0ZM225 245V244H224ZM5 247L3 244L1 245L0 244V247ZM231 246V245H230ZM224 248V249H225ZM231 248V247H230ZM230 248H228L227 250L228 251H226V252H230L231 250H230ZM234 248V244L232 245V248L231 249H233ZM234 249H236V248H234ZM230 250V251H229ZM233 254H235V250H234V252L233 251H231ZM230 252V253H231ZM7 253L10 255V256H12L13 255V253H11L10 251H7ZM55 253H57L59 256H63V255H67L68 253H65V252H63V254L61 253V252H55ZM146 253V252H145ZM232 253H231V255H232ZM144 253H142L141 255H143ZM57 255V256H58ZM144 255H146V254H144ZM141 256L140 257V259L141 258H143V257H146V256ZM60 258V257H59ZM99 259V258H98ZM57 260V259H56ZM100 260V259H99ZM102 260V259H101ZM97 261V259H96V261L94 260L93 262H92V264L94 263V264H105L106 262H104V260H102V261ZM142 260V259H141ZM102 262V263H101ZM162 262H163V260H162ZM159 263H160V261H159ZM91 264V263H90ZM161 264V263H160Z\"/></svg>",
  "mask_w": 264,
  "mask_h": 264
}]
</instances>
